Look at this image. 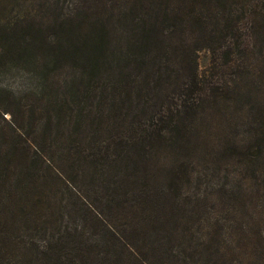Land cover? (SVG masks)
<instances>
[{
    "label": "trees",
    "instance_id": "16d2710c",
    "mask_svg": "<svg viewBox=\"0 0 264 264\" xmlns=\"http://www.w3.org/2000/svg\"><path fill=\"white\" fill-rule=\"evenodd\" d=\"M0 73V264H264V0H0Z\"/></svg>",
    "mask_w": 264,
    "mask_h": 264
},
{
    "label": "rangeland",
    "instance_id": "374dc122",
    "mask_svg": "<svg viewBox=\"0 0 264 264\" xmlns=\"http://www.w3.org/2000/svg\"><path fill=\"white\" fill-rule=\"evenodd\" d=\"M209 54L205 50L201 49L198 52V68L200 71L204 70L205 65L208 62ZM20 83V79L18 76H11L6 73H0V85L1 86H9V87H16ZM60 195V194H58ZM57 193H55L54 196H58Z\"/></svg>",
    "mask_w": 264,
    "mask_h": 264
}]
</instances>
